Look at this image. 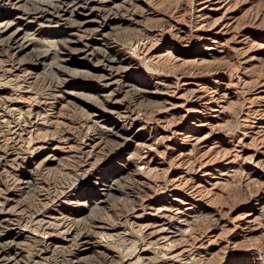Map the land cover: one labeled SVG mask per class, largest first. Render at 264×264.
<instances>
[{
  "label": "rangeland",
  "instance_id": "obj_1",
  "mask_svg": "<svg viewBox=\"0 0 264 264\" xmlns=\"http://www.w3.org/2000/svg\"><path fill=\"white\" fill-rule=\"evenodd\" d=\"M113 1L124 5L127 0ZM132 1L139 25L114 23L104 33L111 37V48L118 57L128 60L131 55L126 45L131 33H116L114 29L148 32L127 79L129 85L133 81L146 83L156 96L136 102L148 107L138 113L134 130L138 136L119 151V160L96 156L88 162V169L96 161L102 164L98 170L128 168L130 171L119 178L131 180L130 186L119 185L121 192L110 191L107 213L97 215L103 221L98 219L101 229L93 230L94 251L116 252L118 248L119 254L127 256L135 248L140 253L145 250L147 259L141 264H264V0ZM4 12L0 10L1 19ZM26 24L19 26L21 35L32 34L36 28ZM53 31L65 36L74 33L66 21L47 27V32ZM47 34L40 40L52 38ZM99 44L95 42L94 50L102 47L103 43ZM53 54L41 62L43 67L57 61ZM65 60L70 70L94 73L98 69L95 60ZM42 73L39 69L34 76ZM95 73L100 81L93 79L88 85L96 88L77 92L98 97L112 107L125 105V95L116 94L112 83L101 80L104 72ZM5 90L8 93L2 95L0 103V156L6 155V163L0 166V207L3 202L6 205L0 217L30 209L44 213L45 222L56 226L61 217L78 209L74 200L77 190L86 188L101 194L106 188L100 186V171H92L85 182H78L70 169L74 159L83 160L91 150L84 146L80 154L73 150V140L80 135L77 128L88 138L94 133L83 117L68 132L72 140L59 145L58 126H50L48 118L60 116L61 122L68 123L72 112L59 101L35 95V91L19 99L16 89ZM116 127L131 133L119 123ZM144 140L149 141L140 150L144 164L135 167V158L131 162L129 157ZM45 159L53 162L47 170L36 173L35 187L43 189L42 182L48 181L61 194L47 206L41 199H26L16 181L21 171H31ZM65 199H71L70 204ZM110 224H115V229ZM164 224L174 228L170 232L181 227V233L168 234V226L163 233ZM144 229L146 235L155 233L150 243ZM16 232L36 237L26 229ZM144 239L151 246H146ZM18 241L23 255L32 253L30 257L41 264H62L68 257L49 258ZM128 262L134 264L135 256L128 257Z\"/></svg>",
  "mask_w": 264,
  "mask_h": 264
},
{
  "label": "bare ground",
  "instance_id": "obj_2",
  "mask_svg": "<svg viewBox=\"0 0 264 264\" xmlns=\"http://www.w3.org/2000/svg\"><path fill=\"white\" fill-rule=\"evenodd\" d=\"M0 10L2 12L5 11L4 14H6L4 18H0V87L3 88L0 91V103L4 101L2 95L8 93L5 90L7 88L16 89V92H19V99H22L23 95H28L29 91L30 93L35 91V95L44 97L45 100L59 101L68 111L72 112L71 116L68 114L71 119L68 123L61 122L60 116L48 118L50 126H58L57 130L54 129L57 131V143L59 145L68 144L72 140L68 134L69 130L73 128L71 126L82 122L84 117L83 122L94 133V137L88 138L86 134H82V131L77 128L80 135H77L78 137L73 140L74 145L72 148L77 154L82 153L83 146L86 148L90 147L91 150L85 154L83 160L74 159L70 165V169L74 173V177H76L75 181L78 182H85L86 179L90 178L92 171H100L101 173L98 174L99 181L101 182L100 186L106 187L102 190L101 194H98V191L94 192L86 188L77 190L78 196L74 200L78 209L75 212H71V214L69 213V216L61 217L56 226L45 222L42 216L44 213L40 215L38 211L33 212L30 209L23 210L24 212L22 211L17 216L0 217V264H41L36 262V259L33 260V257H30L32 253L30 256H26L27 254L23 255V247H19L22 243L18 240L24 241L25 244L23 245H26L32 251L34 250L37 253L43 252L49 258L58 255H68L66 261L62 262V264H131L128 262V257L130 256H135L134 264L143 263L147 259L145 258V250H142L140 253V250L135 248L136 250L133 249L134 251L132 250L127 256L122 255V253L119 254L118 248L116 252L113 251L114 253L110 252L111 250L94 251V245L92 244L94 240L93 230L100 228L98 219L103 221V218L97 217V215L101 214L103 216L107 213L105 206L109 202V197H111V194L109 195L110 191L113 189L120 191L119 185L129 184L128 182L131 180H129L130 177L119 178L121 174H125L126 170H129L128 168L126 170L124 168L114 169V166H112L109 169L103 168L98 170L102 164L96 161L92 163V168L90 166L92 170L88 169V162L93 157L101 156L106 160H119L122 157L119 151L123 147L128 146L131 140L136 139L138 136L137 131H134L136 128L135 123L139 120L138 113L148 107V105L147 107L139 106L136 102H144L149 97L156 96L155 93L151 92L146 83L133 81L132 85H129L130 81L127 79V74L130 72L129 67L139 57V51L143 46L141 42L147 38L148 32L144 29L121 30L122 28L120 27L118 29L113 28L116 33H123L125 31H130L131 33V39L126 45V50H129L131 55L128 60L118 57V53L111 48L113 43L111 37L104 33V30L110 28L114 23L119 24V26L123 23L134 26L139 25L138 21L135 22L136 8L134 1L127 0L124 2V5H118L113 0H0ZM128 17L130 19H127ZM65 21L71 26L74 33L65 36L57 31L47 32V27H50L52 24L59 26L61 22ZM22 22L23 24L27 23L29 26H33V28L36 27L32 34L24 33L21 35L23 30L19 26H21ZM47 33L52 35V38L41 41L40 38ZM83 38H87V41L84 43L81 42ZM95 42L103 43L102 47L94 50ZM52 52L58 57L57 61L55 60L53 64L43 67L41 62ZM18 55H21L23 58L17 59ZM3 57L6 60L2 61ZM66 57H77L78 59H87L88 61L95 60L98 69L95 68L94 73L70 70L64 64ZM39 69L43 73L41 76L35 77L34 75H36V71ZM95 72H104V75L100 76L103 78L101 80L110 82V85L112 83L117 88L116 94L125 95V105L122 107H112L106 104V101L99 100L98 97L77 92L78 90L84 91L88 88V91L92 92L96 88V86L90 87L88 85L93 79L96 83L100 81ZM68 77L72 80H68ZM125 79L128 81H122ZM106 86L107 84L102 87L105 88ZM71 88L74 91H67ZM162 88H166V86H162ZM8 101L12 102L11 99H8ZM99 118L104 119L99 121ZM118 123L124 129L127 127L131 133L128 134L126 130L125 132L117 130L116 126ZM62 126H66L67 129ZM148 142V140H144L137 144L138 148L129 157L131 162L133 160L136 161L134 162L135 167L144 164L143 157L141 156L143 153L141 154L140 150L145 149ZM5 156H0V166L2 163H6ZM58 160L61 161V159ZM52 162L45 159L33 170L21 171L16 179L19 193L27 194L28 197L26 199H41L46 203L44 204L45 206L54 204L59 200L61 194L58 192L56 185L53 186L50 182L43 181V189L35 187L37 185L34 179L36 173L42 168H46L47 170L49 164ZM57 164L59 165V163ZM128 176H132V174H128ZM85 199L88 200L85 201ZM65 200L66 204H70L71 199ZM92 200H96L94 205L92 204ZM5 205V202H3L0 211H2ZM85 211L89 214L87 215L88 217H83L86 213ZM136 219L137 222L140 220L139 217ZM115 226V224H110L112 230L113 228L115 229ZM161 226L163 227V233L168 230H174L169 225L164 224ZM166 226L168 228L165 230L164 227ZM13 228L16 231L22 228L34 232L36 233V237H25L19 234V232L13 231ZM170 231H168V234L181 233V227L177 230L178 232ZM143 232L150 243L155 233L152 232L153 234L149 233L146 235L145 229ZM45 236H54L59 239H51L50 237L45 239ZM139 238L141 239V237ZM147 240L145 241L144 239V242L146 246H149L150 244H147ZM88 254H91V257L88 256V258Z\"/></svg>",
  "mask_w": 264,
  "mask_h": 264
}]
</instances>
